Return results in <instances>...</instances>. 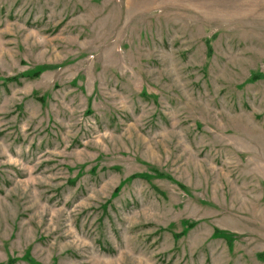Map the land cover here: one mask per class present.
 I'll return each mask as SVG.
<instances>
[{
  "label": "rangeland",
  "instance_id": "1",
  "mask_svg": "<svg viewBox=\"0 0 264 264\" xmlns=\"http://www.w3.org/2000/svg\"><path fill=\"white\" fill-rule=\"evenodd\" d=\"M0 264H264V0H0Z\"/></svg>",
  "mask_w": 264,
  "mask_h": 264
}]
</instances>
